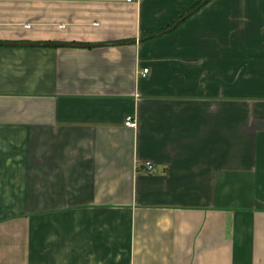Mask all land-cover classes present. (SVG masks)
I'll list each match as a JSON object with an SVG mask.
<instances>
[{
	"label": "crops",
	"instance_id": "obj_1",
	"mask_svg": "<svg viewBox=\"0 0 264 264\" xmlns=\"http://www.w3.org/2000/svg\"><path fill=\"white\" fill-rule=\"evenodd\" d=\"M0 264H264V0H0Z\"/></svg>",
	"mask_w": 264,
	"mask_h": 264
},
{
	"label": "water",
	"instance_id": "obj_2",
	"mask_svg": "<svg viewBox=\"0 0 264 264\" xmlns=\"http://www.w3.org/2000/svg\"><path fill=\"white\" fill-rule=\"evenodd\" d=\"M195 10H193V11H191L188 15H186V16H184L182 19H180L179 21H178V23L175 25V26H177L178 24H180L182 21H184L189 15H191L193 12H194ZM174 26V27H175ZM9 45H21V46H40V44H35V43H23V44H12V43H8ZM43 45H45V46H47V45H49V46H57V47H59V46H71V45H69V44H43ZM84 47H86V46H84ZM87 47H90V46H87Z\"/></svg>",
	"mask_w": 264,
	"mask_h": 264
},
{
	"label": "built area",
	"instance_id": "obj_3",
	"mask_svg": "<svg viewBox=\"0 0 264 264\" xmlns=\"http://www.w3.org/2000/svg\"><path fill=\"white\" fill-rule=\"evenodd\" d=\"M127 2H132L133 0H126ZM148 73V70H144V75H146ZM126 126H128L129 128H135L136 127V122L134 121V119L132 118H128L126 120ZM146 170L150 171L151 170V164L147 163L145 165Z\"/></svg>",
	"mask_w": 264,
	"mask_h": 264
}]
</instances>
